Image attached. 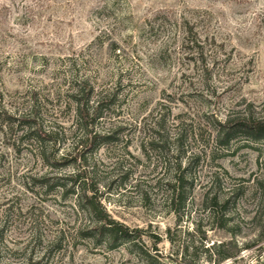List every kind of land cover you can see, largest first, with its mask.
Listing matches in <instances>:
<instances>
[{"label": "rangeland", "instance_id": "1", "mask_svg": "<svg viewBox=\"0 0 264 264\" xmlns=\"http://www.w3.org/2000/svg\"><path fill=\"white\" fill-rule=\"evenodd\" d=\"M247 115H264V0H0V264H215L204 249L230 240L219 264H264ZM76 171L124 237L72 193Z\"/></svg>", "mask_w": 264, "mask_h": 264}, {"label": "trees", "instance_id": "2", "mask_svg": "<svg viewBox=\"0 0 264 264\" xmlns=\"http://www.w3.org/2000/svg\"><path fill=\"white\" fill-rule=\"evenodd\" d=\"M81 93L82 90L79 92H76L74 95V104H75V113L77 119L81 122L87 123L88 121H94L97 118V113H95L97 108L93 110V113L90 114L88 110V101L81 99ZM105 100V97H101L98 95L96 100L94 101L95 107L101 105V103ZM239 125L241 128H243L244 131H246L252 138L257 137H264V115L260 117L259 119H254L251 115L243 116L242 118L238 119ZM230 121L226 120L224 127H227L224 131L220 132V137H222L225 140V143H228L230 141V136L233 131V127L229 125ZM228 125V126H227ZM85 128H87V125H85ZM71 188L72 193H74L73 189L77 188L80 190V197L86 204L87 212L88 214L93 217L97 224L100 225V228L102 231H106L108 233V236L110 240H116L119 235H123V237L126 235L125 228L122 226H119L116 224L113 220L109 219L105 215L101 213L99 210V202H100V196L97 193V189L94 188H88L85 187L84 180L80 177L79 171H76L75 174H73V177L71 178ZM183 179L181 176H177L175 180V184L171 189V195H170V201L172 205H177L173 208V212L177 215L178 219H181V208L183 207L184 202V191H183V185H182ZM226 203H223L221 206L224 207ZM218 205L217 199L214 197L211 199V207L210 210H213L211 213V217L215 216V209L222 208ZM218 213V212H217ZM219 218V224L218 228L224 229L225 228V220L223 217V214L219 212L218 214ZM212 251V255L216 257L214 260L215 264L222 263L227 260L235 259L237 257V254L239 253V249L237 248L236 244L230 240L228 242H222L217 245H212L211 248H205L204 252ZM208 260L211 261V257H208Z\"/></svg>", "mask_w": 264, "mask_h": 264}, {"label": "built area", "instance_id": "3", "mask_svg": "<svg viewBox=\"0 0 264 264\" xmlns=\"http://www.w3.org/2000/svg\"><path fill=\"white\" fill-rule=\"evenodd\" d=\"M231 260H228L227 262H230ZM252 264H260L258 261H254Z\"/></svg>", "mask_w": 264, "mask_h": 264}]
</instances>
